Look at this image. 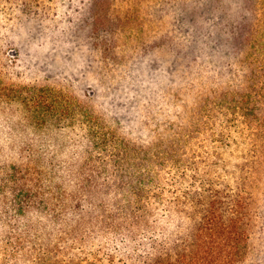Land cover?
Returning a JSON list of instances; mask_svg holds the SVG:
<instances>
[{
  "label": "trees",
  "instance_id": "obj_1",
  "mask_svg": "<svg viewBox=\"0 0 264 264\" xmlns=\"http://www.w3.org/2000/svg\"><path fill=\"white\" fill-rule=\"evenodd\" d=\"M65 2L0 0V37L24 19L54 22ZM213 44L227 52L229 71L204 86L194 73L180 92L197 91L195 101L180 99L152 139L117 137L105 182L69 184L60 195V184L30 183L36 173L17 164L0 170V264L244 261L264 177V55L258 41ZM48 233H60L65 249H91L53 252Z\"/></svg>",
  "mask_w": 264,
  "mask_h": 264
},
{
  "label": "rangeland",
  "instance_id": "obj_2",
  "mask_svg": "<svg viewBox=\"0 0 264 264\" xmlns=\"http://www.w3.org/2000/svg\"><path fill=\"white\" fill-rule=\"evenodd\" d=\"M91 1L67 0L54 22L24 19L0 37V170L17 164L60 195L106 181L117 137L166 130L180 99L198 96L180 92L194 73L204 86L228 72L213 42L258 41L264 55V0ZM253 210L241 264H264V177ZM59 236L45 237L53 252L91 249H65Z\"/></svg>",
  "mask_w": 264,
  "mask_h": 264
}]
</instances>
